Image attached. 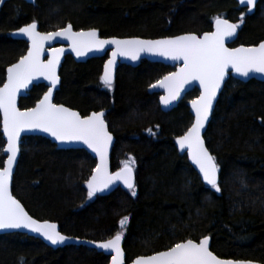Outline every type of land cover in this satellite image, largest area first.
I'll return each instance as SVG.
<instances>
[{"label": "trees", "instance_id": "obj_1", "mask_svg": "<svg viewBox=\"0 0 264 264\" xmlns=\"http://www.w3.org/2000/svg\"><path fill=\"white\" fill-rule=\"evenodd\" d=\"M217 16L239 24L230 46L264 40V0L253 11L234 0H8L0 7V86L6 68L27 49L12 33L33 20L41 32L71 24L76 31L95 28L101 37L160 38L209 32ZM106 58L76 62L66 56L54 102L82 116L106 112L115 137L112 170L134 158L137 194L118 187L89 198L86 181L95 160L82 149H57L43 137L29 136L21 139L13 195L32 217L56 223L66 236L103 241L123 231L127 264L205 236L220 258L264 264V82L230 77L220 93L204 134L218 165L217 192L176 146L192 122L187 104L199 91L194 88L163 112L159 94L148 88L174 68L146 60L133 68L120 65L109 89L100 80ZM45 91L43 84L34 85L20 108L34 106ZM4 145L0 116V167ZM124 216L129 219L121 229ZM109 259L83 245L52 248L26 234H0V264H108Z\"/></svg>", "mask_w": 264, "mask_h": 264}, {"label": "snow or ice", "instance_id": "obj_2", "mask_svg": "<svg viewBox=\"0 0 264 264\" xmlns=\"http://www.w3.org/2000/svg\"><path fill=\"white\" fill-rule=\"evenodd\" d=\"M240 3L246 5L248 11H252L255 6V0H240ZM214 26V31L205 32L202 37L184 34L158 40L100 39L97 29L73 31L71 24L57 31L41 33L37 31L38 24L35 20L20 27L17 31L27 37L28 51L26 55L20 57L18 63L7 68V81L0 87V113L3 114V134L7 138V146L4 149L7 159L0 168V229H29L39 233L53 245L63 244L69 239L57 230L55 223L33 219L9 190L13 166L19 152L20 134L26 129H41L60 142H83L96 153L99 163L86 181L89 198L117 181H122L133 196L137 194L132 167L135 163L134 158L129 157L127 161H123V166L115 173L108 170V148L113 138L107 130L104 112H92L81 117L78 112L62 104L52 103V91L59 81L56 68L64 49H52L47 62H43L40 57L45 42L56 37L67 39L77 56L94 50H103L105 45H115L100 77L102 84L109 89L113 86L112 69L118 56L137 60L140 53L149 52L172 60L182 59L183 67L149 87L165 88L167 95L161 96L160 102L169 105L180 96L186 84L199 81L200 96L191 101L195 113L194 122L183 135L176 138V143L181 150L187 149L189 158L203 174L204 181L220 192L217 182L218 165L215 157L205 147L201 130L209 119L213 101L229 68L245 77L251 73L264 74V41L256 47L228 48L225 46V40L235 36L239 24L230 23L227 19L217 16L214 19ZM40 76L49 80L52 87L34 108L21 111L16 106L17 94L21 89L27 88L34 78ZM148 131L155 134L152 129ZM128 219L124 216L119 221L121 229H124ZM123 235V231H117L111 238L97 243L98 248L114 253L111 255V264H125V253L121 247ZM132 264H251V262L220 258L210 251L209 237L205 236L198 243L193 239H187L152 255L138 256Z\"/></svg>", "mask_w": 264, "mask_h": 264}, {"label": "water", "instance_id": "obj_3", "mask_svg": "<svg viewBox=\"0 0 264 264\" xmlns=\"http://www.w3.org/2000/svg\"><path fill=\"white\" fill-rule=\"evenodd\" d=\"M8 0H0V7ZM25 2L27 3H30V4H34L35 3V0H24ZM235 2H237V4L241 7V8H247L246 5H242L240 3V0H234ZM259 0H255V6L253 8V10L256 8V5L258 3ZM252 10V11H253ZM225 19V18H223ZM228 20V19H227ZM230 23H234L230 20H228ZM235 24V23H234ZM66 27V26H65ZM73 29V27H72ZM59 30V29H58ZM90 29H85V30H77V31H88ZM215 30V26H214V23H213V28L211 31H214ZM37 31L41 32L39 30V26L37 27ZM57 31V30H55ZM73 31H76L73 29ZM98 31V30H97ZM209 31V32H211ZM52 32V31H51ZM238 32H239V29H237L236 31V34L234 37H231V38H227L225 40V46L228 47V48H238V47H256L258 46L261 42H259L258 44L256 45H238V46H230L232 43L235 42V40L237 39V36H238ZM41 33H46V32H41ZM205 33V32H204ZM202 33L201 35H198L196 33H192V32H189V33H182V34H178V35H184V34H195L199 37H202L203 34ZM98 35H99V38L100 39H111V38H116V39H132V38H139V39H142V40H158V39H164V38H169V37H173V36H167V37H160V38H142V37H136V36H133V37H116V36H111V37H101L100 34H99V31H98ZM178 35H175V36H178ZM12 37L14 39H18V40H22L24 42L27 43V49L24 53V55L27 54V51H28V47H29V41L27 39L26 36H24L23 34H19L18 31L16 30L15 32L12 33ZM54 48H63L64 51L63 53L60 55V60H59V64L57 65V68H56V75L58 76L59 78V81L57 83V85L53 88V91H52V103L56 104L54 102V95H55V92L57 90H59L60 88V85H61V78H60V69H61V66H62V63L64 62L65 60V57L66 56H71L74 61L76 62H86L87 60L91 59V58H99V57H104V56H107L105 62L107 60H109L111 58V53L112 51L114 50L115 48V45H105L104 46V49L103 50H100V51H90V52H87L85 55H82V56H77L76 53L74 51H72V48H71V45H70V42L63 38V37H56L55 39L53 40H50V41H46L45 44H44V51L40 57V59L43 61V62H47V60L49 59V56H50V52L52 49ZM23 55V56H24ZM20 59V58H19ZM19 59L14 62L13 64L15 63H18L19 62ZM142 60H146V61H149V62H154V63H160V64H163L165 66H169L171 68H175L173 71H171L170 73L172 72H176L179 68L183 67V60L180 59V60H172L170 58H167L165 56H161V55H158V54H153V53H149V52H142L140 53L139 55V58L137 60H132L128 57H123V56H118L116 58V63L112 69V79H113V83L115 81V78H116V73H117V70L119 68L120 65H126V66H129V67H137L140 62ZM105 64V63H104ZM12 65V64H11ZM10 65V66H11ZM8 66V67H10ZM7 67V68H8ZM7 68H6V76H5V81L4 83L7 81ZM103 72H104V66H103V69H102V72H101V76L103 75ZM169 74V73H168ZM166 74V75H168ZM165 75V76H166ZM164 77V76H163ZM162 77V78H163ZM230 77H233L235 78L236 80H239L241 82H248L249 80H257V81H260V82H264V74H260V73H251L249 76L245 77V76H241L239 75L238 73H236L233 69L229 68L227 71H226V75H225V79L224 81L222 82V86H221V89L218 90L217 92V96L215 98V100L213 101V107H212V110L209 114V119L205 122V127L204 129L201 130V137L202 139L204 140V134L207 130V127L210 123V120H211V116H212V113H213V110L216 106V103L219 99V96H220V93L226 83V81L230 78ZM162 78H160L159 80H161ZM158 80V81H159ZM157 82V81H156ZM153 83V84H156ZM3 83V84H4ZM3 84L0 86V87H3ZM39 84H43L45 87H46V91L42 94L41 98H43L44 94L48 91V89L50 87H52L51 85V82L47 79H45L43 76H40V77H36L32 80L31 83H29L28 87L27 88H24V89H21L19 91V93L17 94V97H16V106L18 109H20L21 111H24L26 109H30V108H34L36 106V103L40 100H38L34 106L32 107H29V108H20V99L21 98H24L28 95L29 91L32 89V87L34 85H39ZM152 84V85H153ZM194 88H196L198 91H199V94L196 98L194 99H197L199 96H200V93H201V87H200V84H199V81H191L190 83L186 84L184 86V88L181 90V93H180V96L172 101L169 105H164L160 102V97L161 96H165L167 95V91L165 88H162V87H155V88H151L149 87L148 88V93H157L159 94V97H158V104L160 106V109L163 111V112H169L171 110H173L174 108L177 107V105L185 98V96L190 92L192 91ZM191 101L190 100L188 102V108H189V113L191 114L192 116V122L191 124L194 122V119H195V113L192 109V105H191ZM57 105H61V104H57ZM63 105V104H62ZM65 106V105H64ZM67 108H70L68 106H65ZM71 110L73 111H76L80 114V112L78 110H75V109H72L70 108ZM103 111L104 112V120H105V123L107 125V130L108 132L112 135V142L111 144L109 145V148H108V170L109 172L111 173H115L116 171L118 170H112V166H111V155H112V150H113V147H114V144H115V137L114 135L110 132L109 130V127H108V124L106 122V119H105V116H106V112L104 110H99V111H92V112H101ZM92 112H90L89 114L85 115V116H88L90 115ZM81 115V114H80ZM0 116H1V132H2V136H3V139L5 141V145H4V148H3V155L5 156V160L7 159V153L4 151V149L6 148L7 146V138L4 136L3 134V114L0 113ZM81 117H84L81 115ZM191 126V125H190ZM189 126V127H190ZM183 135V134H182ZM29 136H40V137H43L47 140H49L52 144L55 145V147L57 149H62V150H66V149H82L84 150L85 152H87L97 163H99V157L96 155V153H94L91 149H89L87 147V145H85L83 142H80V141H70V142H60V141H57L54 137H52L49 133H46L44 131H42L41 129H26L24 131L21 132L20 134V141H19V152L17 154V160L13 166V176H14V173H15V170H16V167H17V164H18V160H19V157H20V152H21V149H20V143H21V139L24 138V137H29ZM204 144H205V141H204ZM176 146L179 150V152L181 154H186L190 164L193 166V168L196 170V172L199 174L202 182L204 184H206L207 186H210L208 185L204 179H203V174L200 173L199 171V168L192 162V160L189 158L188 156V152H187V149H183L181 150L179 148V146L177 145L176 143ZM205 147H206V144H205ZM207 148V147H206ZM210 153V152H209ZM4 160V161H5ZM96 164H95V167H96ZM4 166V164H3ZM2 166V167H3ZM0 167V168H2ZM94 167V168H95ZM92 175V173H91ZM91 175L89 176V178L91 177ZM13 176H12V179H11V182H10V185H9V190L11 192V194L13 195L12 193V180H13ZM88 178V179H89ZM133 178H134V172H133ZM218 178H219V173L217 171V182H218ZM118 187H121L122 189H125V190H128V188L124 185V183L122 181H117L116 183L110 185L107 189H104L103 191H98L96 192L94 195H97V196H104V195H107L109 193H111L114 189L118 188ZM14 196V195H13ZM15 197V196H14ZM16 198V197H15ZM17 199V198H16ZM18 200V199H17ZM21 203V202H20ZM24 207V206H23ZM25 209V208H24ZM25 211L28 213V211L25 209ZM29 214V213H28ZM30 215V214H29ZM31 216V215H30ZM33 219H36L34 217H32ZM38 220V219H36ZM40 222H43L41 220H38ZM50 222V221H48ZM50 223H54V222H50ZM56 224V223H55ZM57 225V224H56ZM57 230L60 232L59 230V226L57 225ZM7 233H22V234H26L30 237H33V238H36V239H39L40 241H42L43 243H45L46 245H48L49 247H52V248H57V247H64V246H68V245H83V246H87L89 248H92V249H95L97 250L98 252H102L108 256H110V259H109V263L108 264H111V255L114 254V253H111V250H104V249H100L97 247V243L101 242V241H93V240H88V239H81V238H77V237H72V236H67L69 237L68 240H66L63 244H57V245H53L51 244L50 241L46 240L43 236H41L39 233H35V232H32L30 231L29 229H25V228H20V229H0V234H7ZM61 233V232H60ZM62 234V233H61ZM63 235V234H62ZM66 236V235H65ZM208 237V236H207ZM197 243L199 241H196ZM209 246H210V237H209ZM121 247L123 249V238H122V242H121ZM124 251V249H123ZM210 251H211V248H210ZM125 253V252H124ZM154 254V253H153ZM215 254V253H214ZM149 255H152V254H149ZM147 256V255H145ZM137 258V257H136ZM135 258V259H136ZM125 264L126 263V256H125ZM134 259V260H135ZM225 259V258H224ZM133 260V261H134ZM132 261V262H133ZM242 261H246V262H251V264H261L259 262H256V261H251V260H242ZM132 262H130L129 264H132Z\"/></svg>", "mask_w": 264, "mask_h": 264}, {"label": "flooded vegetation", "instance_id": "obj_4", "mask_svg": "<svg viewBox=\"0 0 264 264\" xmlns=\"http://www.w3.org/2000/svg\"><path fill=\"white\" fill-rule=\"evenodd\" d=\"M67 26V25H66ZM65 27V26H64ZM157 94V93H156ZM159 97V96H158Z\"/></svg>", "mask_w": 264, "mask_h": 264}, {"label": "bare ground", "instance_id": "obj_5", "mask_svg": "<svg viewBox=\"0 0 264 264\" xmlns=\"http://www.w3.org/2000/svg\"><path fill=\"white\" fill-rule=\"evenodd\" d=\"M132 262V261H131ZM129 264V263H128Z\"/></svg>", "mask_w": 264, "mask_h": 264}]
</instances>
